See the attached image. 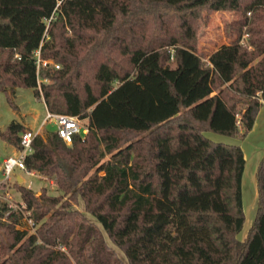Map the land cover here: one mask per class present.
Here are the masks:
<instances>
[{
    "label": "trees",
    "instance_id": "1",
    "mask_svg": "<svg viewBox=\"0 0 264 264\" xmlns=\"http://www.w3.org/2000/svg\"><path fill=\"white\" fill-rule=\"evenodd\" d=\"M241 3L0 0L9 106L17 109L16 88H32L47 111L88 127L70 144L55 130L33 138L26 170L54 179L64 196L13 184L37 226L20 230V214L3 219L0 208V264H264V153L240 239L243 151L205 135L244 138L264 101V5ZM203 9L233 12L237 27L236 41L205 59ZM36 51L58 68L37 71ZM23 126L11 120L0 144L19 149Z\"/></svg>",
    "mask_w": 264,
    "mask_h": 264
},
{
    "label": "rangeland",
    "instance_id": "2",
    "mask_svg": "<svg viewBox=\"0 0 264 264\" xmlns=\"http://www.w3.org/2000/svg\"><path fill=\"white\" fill-rule=\"evenodd\" d=\"M254 5H264V0H242L241 6L250 8ZM197 38H198V53L205 59L206 55L221 45L235 42L237 39V27L235 24V15L233 12L222 11H210L208 9L200 10L198 13V25H197ZM51 61V60H50ZM53 63V61H51ZM171 67L174 66L173 61H169ZM45 82H48L46 80ZM13 101L17 105V109L11 108L6 99V93H0V128H4L11 120H17L24 124L23 128H30L35 130L37 126L41 124L42 119L45 116V107L41 98L36 97L33 94L32 88H16L13 96ZM83 123H87L86 119H83ZM55 125L51 122H45L38 134L45 136L46 132L54 131ZM260 129L256 132L246 136L230 137L214 132H205V135L213 141L237 144L241 147L245 156V167L241 180V192H242V204L245 215V221L243 228L237 234V237L243 239L246 236L248 228L252 222L256 203L257 195H254L256 188L255 171L258 164L257 159L262 157L264 153V135H260ZM0 148V159L5 154H10V150L15 149L13 146L4 142ZM9 151H8V150ZM14 151V150H13ZM263 152V153H262ZM14 169V174L21 175L23 181L20 182L24 187H28L38 194L41 190H45L48 194L61 196L62 190L57 186L54 179L44 177L35 172ZM2 178L0 174V179ZM12 183V181L10 182ZM10 190L16 200L21 199L20 192L13 185ZM64 196V195H63ZM75 207L83 210L82 200L79 199ZM84 211V210H83ZM85 215L91 221H94L100 225L99 221L91 213L84 211ZM20 230H27L28 232H34L37 224L31 226V221H25L22 223ZM31 226V227H30ZM109 244H111L117 251L118 255L126 260L123 251L112 244V242L106 237ZM61 249L65 250L64 247Z\"/></svg>",
    "mask_w": 264,
    "mask_h": 264
},
{
    "label": "built area",
    "instance_id": "3",
    "mask_svg": "<svg viewBox=\"0 0 264 264\" xmlns=\"http://www.w3.org/2000/svg\"><path fill=\"white\" fill-rule=\"evenodd\" d=\"M245 37V35L243 36ZM36 57V68L37 71L39 67L53 66L58 68L57 64L52 63L50 60H42L39 57V52H35ZM40 79H37L38 88ZM43 81H46L44 79ZM45 116L41 121L40 129L45 122H51L55 125V131L58 136L66 143L70 144L73 134H80L83 136L87 132V123H83V119L78 116L64 115L51 113L45 110ZM38 131H33L31 129H23L19 135V149L15 150V153L4 157L0 164V174L2 178L0 179V208H4L2 218H8L9 216L16 214L19 215L20 222L31 221V226L34 225L32 219L28 217L29 212L25 210L24 202L19 199L16 200L10 190V187L18 182L17 179L20 177L14 174L15 168L30 173L26 170L24 165V158L26 155L32 151V140ZM12 181V183H10ZM30 226V227H31ZM16 227H22L19 223Z\"/></svg>",
    "mask_w": 264,
    "mask_h": 264
},
{
    "label": "crops",
    "instance_id": "4",
    "mask_svg": "<svg viewBox=\"0 0 264 264\" xmlns=\"http://www.w3.org/2000/svg\"><path fill=\"white\" fill-rule=\"evenodd\" d=\"M258 1H261V0H258ZM218 12V11H217ZM216 48H214L213 50H211L207 55H206V57L212 52V51H214ZM205 57V58H206ZM44 104V103H43ZM45 107V106H44ZM45 110H46V108H45ZM5 128V127H4ZM4 128H0L1 130H3ZM30 129V128H29ZM260 129V135L262 136V135H264V101H263V103H262V106L260 107V109H259V111H258V113H257V115H256V118H255V120H254V123H253V125H252V127H251V130L247 133V135L246 136H249L250 134H252V133H254V132H256L257 130H259ZM41 129H40V125L39 126H37L36 127V129L34 130V131H40ZM245 136V137H246ZM2 147V143L0 144V148ZM8 150V149H7ZM10 150V149H9ZM8 150V151H9ZM14 150V151H13ZM13 150H10V151H12V152H10L11 154L13 153H15V150L16 149H13ZM263 153V152H262ZM243 154H244V152H243ZM8 155H10V154H5L4 153V155L1 157V160L0 161H2V159L4 158V157H6V156H8ZM261 155H263V154H261ZM244 157H246L245 156V154H244ZM261 159V157H259L258 159H257V161L259 162V160ZM18 176H19V174H17ZM17 180H19L18 181V183H20V182H22L23 181V179H22V177H21V175H20V177L17 179ZM254 195H257V189L255 188V191H254Z\"/></svg>",
    "mask_w": 264,
    "mask_h": 264
},
{
    "label": "water",
    "instance_id": "5",
    "mask_svg": "<svg viewBox=\"0 0 264 264\" xmlns=\"http://www.w3.org/2000/svg\"><path fill=\"white\" fill-rule=\"evenodd\" d=\"M17 181H19V180H17Z\"/></svg>",
    "mask_w": 264,
    "mask_h": 264
}]
</instances>
